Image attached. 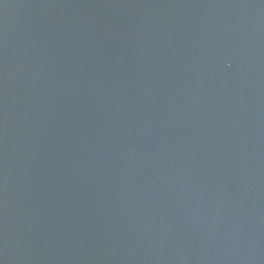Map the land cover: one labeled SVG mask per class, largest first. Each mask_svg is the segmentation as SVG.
<instances>
[{"label": "water", "instance_id": "1", "mask_svg": "<svg viewBox=\"0 0 264 264\" xmlns=\"http://www.w3.org/2000/svg\"><path fill=\"white\" fill-rule=\"evenodd\" d=\"M0 264H264V0H0Z\"/></svg>", "mask_w": 264, "mask_h": 264}]
</instances>
